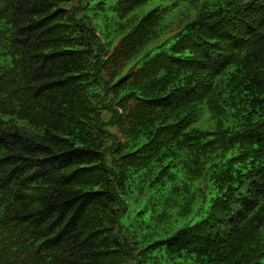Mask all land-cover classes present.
<instances>
[{
  "label": "trees",
  "instance_id": "1",
  "mask_svg": "<svg viewBox=\"0 0 264 264\" xmlns=\"http://www.w3.org/2000/svg\"><path fill=\"white\" fill-rule=\"evenodd\" d=\"M128 263L264 264V0H0V264Z\"/></svg>",
  "mask_w": 264,
  "mask_h": 264
},
{
  "label": "rangeland",
  "instance_id": "2",
  "mask_svg": "<svg viewBox=\"0 0 264 264\" xmlns=\"http://www.w3.org/2000/svg\"><path fill=\"white\" fill-rule=\"evenodd\" d=\"M79 0H73V2H78ZM155 2H157V1H152V2H150V5H148V6H152V4H154ZM148 6H144L143 8H141V13L142 12H145L146 10H148L149 9V7ZM203 114H202V117L196 122L198 125H202V126H204V127H211V126H213L214 125V121L213 120H211V119H209V120H205V118H203L205 115H207V113L209 112V110H208V107L206 106V105H204L203 106ZM104 117H107V113H104ZM111 127H112V129H114V130H116V131H118V127L116 126V125H110ZM133 207H135V204H134V202L132 201V208ZM137 207V206H136ZM133 211V210H132ZM132 211H130V213H127L126 215H124L123 217H122V221L124 222V223H127V222H129V217L131 216V213H132ZM181 220H178V222L176 223L175 222V224L174 225H182V224H184V223H186V220L185 219H182V218H180ZM170 223V222H169ZM169 223H168V225L166 226V227H161V228H159V227H157V231L160 233V234H163V235H165L167 232L168 233H170V232H172V230L174 229V228H171V227H169ZM128 264H130V263H128Z\"/></svg>",
  "mask_w": 264,
  "mask_h": 264
}]
</instances>
